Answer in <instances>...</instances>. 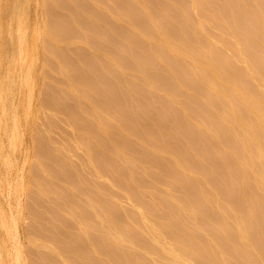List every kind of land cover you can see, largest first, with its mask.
Here are the masks:
<instances>
[{
	"label": "bare ground",
	"instance_id": "bare-ground-1",
	"mask_svg": "<svg viewBox=\"0 0 264 264\" xmlns=\"http://www.w3.org/2000/svg\"><path fill=\"white\" fill-rule=\"evenodd\" d=\"M0 264H264V0H0Z\"/></svg>",
	"mask_w": 264,
	"mask_h": 264
},
{
	"label": "rangeland",
	"instance_id": "rangeland-1",
	"mask_svg": "<svg viewBox=\"0 0 264 264\" xmlns=\"http://www.w3.org/2000/svg\"><path fill=\"white\" fill-rule=\"evenodd\" d=\"M8 207H9V210H10V209L12 210V208H10V207H12V206H8ZM11 210H10V211H11ZM10 215H11V213H10ZM12 215H13V214H12ZM12 215H11V216H12ZM12 217H13V216H12ZM16 233H17V231H16ZM18 236H19V235H18V233H17L15 237L19 238ZM17 238H15L16 241H18Z\"/></svg>",
	"mask_w": 264,
	"mask_h": 264
}]
</instances>
